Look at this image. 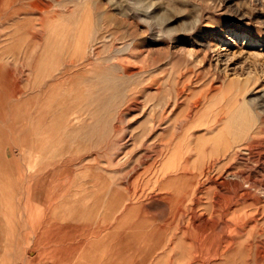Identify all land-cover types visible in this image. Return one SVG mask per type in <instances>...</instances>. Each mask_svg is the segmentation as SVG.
<instances>
[{
    "label": "rangeland",
    "instance_id": "374dc122",
    "mask_svg": "<svg viewBox=\"0 0 264 264\" xmlns=\"http://www.w3.org/2000/svg\"><path fill=\"white\" fill-rule=\"evenodd\" d=\"M263 257L264 0H0V264Z\"/></svg>",
    "mask_w": 264,
    "mask_h": 264
},
{
    "label": "bare ground",
    "instance_id": "6f19581e",
    "mask_svg": "<svg viewBox=\"0 0 264 264\" xmlns=\"http://www.w3.org/2000/svg\"><path fill=\"white\" fill-rule=\"evenodd\" d=\"M217 186V185H216ZM5 202V201H4ZM257 222V221H256ZM249 224V223H248ZM247 224V225H248ZM256 224V223H255ZM249 227H250V225H248ZM248 226H243V227H248ZM256 226V225H255ZM250 228H252V227H250ZM249 228V229H250ZM256 228V227H255ZM243 229V228H242ZM247 229V228H246ZM237 230V229H236ZM245 230V229H244ZM248 230V229H247ZM233 231V230H232ZM249 231H251V230H249ZM238 232V231H237ZM245 232H247V231H245ZM253 232H254V229H253ZM249 233V232H248ZM231 234H232V232H231ZM234 234V233H233ZM257 234V233H256ZM255 233H254V235L253 236H255L256 235ZM235 235V234H234ZM252 235V234H251ZM233 236V235H232ZM235 237V236H234ZM250 237V236H249ZM229 237H227V239H228ZM227 239L225 240V241H227ZM231 239H232V237H231ZM234 239V238H233ZM248 239V238H247ZM248 241V240H247ZM233 243H236V241H234ZM231 244V243H230ZM230 244H227L226 243V245H225V250L226 249H228V248H230V247H228V246H230ZM233 245V244H232ZM223 246V245H222ZM222 248V247H221ZM226 251H228V250H226ZM264 258V257H263ZM264 260V259H263ZM260 262V261H259ZM261 264H262V262H261Z\"/></svg>",
    "mask_w": 264,
    "mask_h": 264
}]
</instances>
